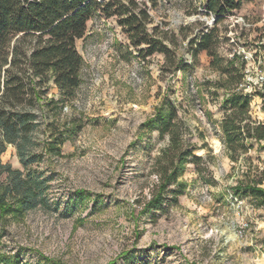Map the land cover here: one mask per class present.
<instances>
[{
    "label": "rangeland",
    "instance_id": "374dc122",
    "mask_svg": "<svg viewBox=\"0 0 264 264\" xmlns=\"http://www.w3.org/2000/svg\"><path fill=\"white\" fill-rule=\"evenodd\" d=\"M202 0H160L149 9L160 30L190 37L211 27ZM218 52L225 60L246 53L243 89L252 93L264 72L259 60L264 43V0H243L241 9L218 24ZM83 40L76 42L83 58L81 85L74 100L60 112V122L77 119L61 145V156L46 158L39 168L50 176L48 202L8 225L0 238V256L19 264H259L264 260V207L250 197L235 196L239 181L264 167V151L248 150L249 160L231 163L220 141L219 99L211 98L204 81L217 73L205 52L187 73H164L163 56L140 60L113 18L95 14ZM186 39L177 53L189 61ZM219 95L222 91H218ZM166 95L177 105L196 154L205 153L204 178L187 164L186 192L176 204L140 214L156 175L152 158L165 146L156 129L143 128ZM50 96V94L48 95ZM264 120L260 99L249 108ZM75 128V129H74ZM216 141L219 147L216 148ZM3 163L20 168L14 148L7 146ZM250 170V171H249ZM249 171V172H248ZM256 179V177H254Z\"/></svg>",
    "mask_w": 264,
    "mask_h": 264
},
{
    "label": "trees",
    "instance_id": "16d2710c",
    "mask_svg": "<svg viewBox=\"0 0 264 264\" xmlns=\"http://www.w3.org/2000/svg\"><path fill=\"white\" fill-rule=\"evenodd\" d=\"M242 4L243 0H202L200 7L214 17L213 26L201 23L187 37L181 29L169 33L153 23L149 9L158 7L160 0H0V238L9 224L47 206L51 178L39 166L46 158L61 156V145L73 131L67 127L77 126L75 118L61 124L60 112L74 100L81 85L83 58L76 42L85 38L87 24L97 13L116 20L140 60L162 55L164 73H187L205 52L217 77L203 85L207 95L219 99L217 123L225 156L231 163L248 161L246 154L254 143L263 152L264 120L253 118L249 108L257 96L264 111V82L252 93L237 89L246 63L236 54L225 60L217 48L221 41L218 24ZM182 37L189 61L176 50ZM260 47L258 57L264 66V43ZM143 128L156 129L160 138H167L152 158L150 172L157 179L149 198L141 203L140 214H153L176 204L185 194L187 183L182 177L187 164L205 180L206 159L214 157L195 153L197 145L169 96L162 97ZM7 146L14 148L20 168L1 161ZM253 172L252 179L245 184L239 181L231 191L264 207V167H255ZM20 262L13 256H0V264Z\"/></svg>",
    "mask_w": 264,
    "mask_h": 264
},
{
    "label": "built area",
    "instance_id": "2783aa9c",
    "mask_svg": "<svg viewBox=\"0 0 264 264\" xmlns=\"http://www.w3.org/2000/svg\"><path fill=\"white\" fill-rule=\"evenodd\" d=\"M209 17H211V19H210V23H212L213 21H214V17H212V15H210ZM242 59L244 60V61H247V60H249V59H251V56L250 55H248V54H244V53H242ZM264 82V72H263V74H261V76L259 77V80L257 81V85H258V87H261V84ZM243 87V84H240L239 86H238V88L237 89H242L243 90V92L245 93V91H244V89L242 88Z\"/></svg>",
    "mask_w": 264,
    "mask_h": 264
},
{
    "label": "bare ground",
    "instance_id": "6f19581e",
    "mask_svg": "<svg viewBox=\"0 0 264 264\" xmlns=\"http://www.w3.org/2000/svg\"><path fill=\"white\" fill-rule=\"evenodd\" d=\"M218 147H219V143L216 141V148H218ZM259 264H264V260L261 261Z\"/></svg>",
    "mask_w": 264,
    "mask_h": 264
}]
</instances>
